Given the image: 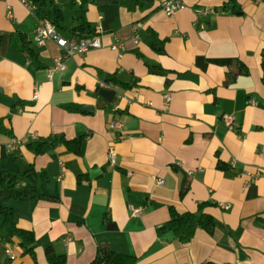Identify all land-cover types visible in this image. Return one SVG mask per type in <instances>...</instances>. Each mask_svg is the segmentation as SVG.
<instances>
[{
    "label": "crops",
    "instance_id": "0c3cea01",
    "mask_svg": "<svg viewBox=\"0 0 264 264\" xmlns=\"http://www.w3.org/2000/svg\"><path fill=\"white\" fill-rule=\"evenodd\" d=\"M140 1L131 9V0H88L86 18L99 27L101 47L69 57L63 71L48 75L62 50L34 43L36 19L21 0L10 2L13 19L0 0V116L10 131L0 132V157L20 173L33 166L36 191L48 197L6 201L30 240H7L0 228V263L49 264L52 251L65 264H88L106 245L133 256L132 264H264V0H182L172 16L158 0ZM149 29L167 38L165 53L145 43ZM18 33L31 40L38 62L13 42ZM119 42L123 49L112 47ZM236 59L248 73L226 83ZM146 63L166 73H150ZM224 113L232 115V128ZM113 121L121 127L110 128ZM60 133L82 135L80 150L60 143L37 154L28 147ZM256 172L249 181L247 173ZM202 202L217 222L211 233L197 228L186 242L158 234L171 209L196 212ZM132 207L141 213L133 215Z\"/></svg>",
    "mask_w": 264,
    "mask_h": 264
},
{
    "label": "trees",
    "instance_id": "16d2710c",
    "mask_svg": "<svg viewBox=\"0 0 264 264\" xmlns=\"http://www.w3.org/2000/svg\"><path fill=\"white\" fill-rule=\"evenodd\" d=\"M228 3H236V0H226ZM92 2L100 3H117L119 0H92ZM34 5V15L39 19H46L52 23L58 24L66 31L70 32L77 38H85L96 35L95 27L86 18V5L88 0H69L68 6L72 9L74 17L72 24L66 26L62 24L63 15L62 9L55 0H31ZM142 4L140 0H131V9ZM13 42L23 51L27 52L33 62H38V54L31 46V40L24 33H18L12 38ZM145 43L157 54L165 53V44L167 38H160L157 33L149 29L144 38ZM136 54L140 57L141 54L136 50ZM261 65L264 69V50L261 52ZM147 70L154 74H165L166 70L154 64L146 63ZM248 73L246 64L236 59L228 67L226 71V83H232L237 76ZM113 75H106L107 82L114 81ZM264 80V78H263ZM131 83L124 86H130ZM66 109L70 111H79L81 107L76 104H69ZM7 118L0 116V132L9 133V128L5 125ZM84 137L78 136L73 139H67L63 134H53L42 140L28 144V147L37 154L45 153L58 144H64L70 150L78 152ZM218 168H225V165L220 161L217 162ZM38 172L33 166L28 167L24 172H17L9 168L6 164V159L0 157V192L7 191L5 197H0V228L4 231L2 237L11 240L13 237L20 239L24 246H27L30 240L29 232L22 230L17 226L14 218L13 208L7 204V200L14 199L16 201H25L28 199H36L47 197L39 194L36 191V182L39 178ZM24 180V183L22 181ZM48 198V197H47ZM207 202L198 204L196 212L184 211L178 212L174 209L170 210V218L166 224L157 229L159 235L165 232H170L177 240L181 242L189 241L193 238L197 228H203L208 233H211L216 226V220L208 213L203 211ZM107 226L113 228L115 225L107 218ZM27 250H31L27 248ZM46 258L49 264H65V256L57 255L52 251L46 253ZM135 258L128 254H120L113 251L106 245L97 247L94 258L88 264H132ZM3 264V263H0Z\"/></svg>",
    "mask_w": 264,
    "mask_h": 264
},
{
    "label": "built area",
    "instance_id": "2783aa9c",
    "mask_svg": "<svg viewBox=\"0 0 264 264\" xmlns=\"http://www.w3.org/2000/svg\"><path fill=\"white\" fill-rule=\"evenodd\" d=\"M6 3V13L5 17L7 19H13V11L10 2L12 0H4ZM162 10L167 16H172L178 10L184 8V3L182 0H158ZM21 2L26 6L31 15L36 19L33 41L37 45H45L48 42H54L55 45L62 50V53L55 57L54 66L47 69L48 75H52L54 71H63L65 69V60L69 57L73 56H81L86 51L91 48H99L102 45L101 39L98 35L89 36L85 38H77L72 35L70 32L66 31L64 28L59 26L58 24L52 23L46 19H39L34 15V5L31 3V0H21ZM207 12L205 9L202 13ZM195 26L197 28H204V22L200 20H196ZM95 31L99 29L96 26ZM133 43H137V37L132 38ZM113 48H124V44L119 42L112 46ZM40 93V86L36 85L31 95L32 100H36ZM170 96L165 95V102L169 103ZM222 120L225 125L229 128L233 127V117L229 113H224L221 115ZM110 128H120L121 124L117 121H113L109 123ZM12 144H18L19 141L17 139H12ZM264 147H262V152ZM108 158L111 162H114V150L113 145L108 146L107 152ZM249 181L255 179L259 172L256 173H247ZM159 183H162V179L158 180ZM133 215H139L141 213V207H132ZM5 253L9 256L10 259H14L15 256L12 254L10 249H5Z\"/></svg>",
    "mask_w": 264,
    "mask_h": 264
},
{
    "label": "rangeland",
    "instance_id": "374dc122",
    "mask_svg": "<svg viewBox=\"0 0 264 264\" xmlns=\"http://www.w3.org/2000/svg\"><path fill=\"white\" fill-rule=\"evenodd\" d=\"M59 6L62 9V15H63V20L62 24L69 26L72 24V18H73V11L72 9L68 6L69 0H55Z\"/></svg>",
    "mask_w": 264,
    "mask_h": 264
},
{
    "label": "water",
    "instance_id": "95a60500",
    "mask_svg": "<svg viewBox=\"0 0 264 264\" xmlns=\"http://www.w3.org/2000/svg\"><path fill=\"white\" fill-rule=\"evenodd\" d=\"M0 91H1V89H0ZM85 110L92 111V108L91 107H86Z\"/></svg>",
    "mask_w": 264,
    "mask_h": 264
}]
</instances>
